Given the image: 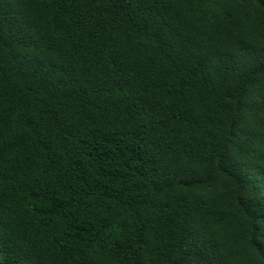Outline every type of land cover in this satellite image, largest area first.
I'll return each mask as SVG.
<instances>
[{
    "label": "trees",
    "instance_id": "obj_1",
    "mask_svg": "<svg viewBox=\"0 0 264 264\" xmlns=\"http://www.w3.org/2000/svg\"><path fill=\"white\" fill-rule=\"evenodd\" d=\"M0 264H264V0H0Z\"/></svg>",
    "mask_w": 264,
    "mask_h": 264
}]
</instances>
